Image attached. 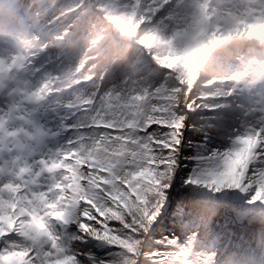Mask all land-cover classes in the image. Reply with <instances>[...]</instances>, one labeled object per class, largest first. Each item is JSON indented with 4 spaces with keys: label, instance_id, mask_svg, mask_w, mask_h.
Here are the masks:
<instances>
[{
    "label": "snow or ice",
    "instance_id": "6c2138e0",
    "mask_svg": "<svg viewBox=\"0 0 264 264\" xmlns=\"http://www.w3.org/2000/svg\"><path fill=\"white\" fill-rule=\"evenodd\" d=\"M112 2L125 22L108 14L110 0H24L8 5L20 8L14 23L0 19V264H218L215 240L201 238L213 217L264 214V57L194 88L193 75L140 45L156 75L146 83L122 49L106 48L146 0ZM54 9L64 26L52 33L41 20ZM78 84L86 96L50 99ZM185 169L189 201L176 210L189 224L166 236Z\"/></svg>",
    "mask_w": 264,
    "mask_h": 264
},
{
    "label": "rangeland",
    "instance_id": "374dc122",
    "mask_svg": "<svg viewBox=\"0 0 264 264\" xmlns=\"http://www.w3.org/2000/svg\"><path fill=\"white\" fill-rule=\"evenodd\" d=\"M57 2L63 0H53V3ZM23 3L24 0H0V19L6 24L14 23L20 8L16 7L10 12L8 5ZM146 3L147 7L141 8L137 4L128 10L127 15L131 24L127 35H119L115 28L107 32L108 52H115L117 48L122 49L121 63L128 64V71L135 79L147 83L156 78L155 74H150L139 62L140 45L145 46L148 55H155L158 62L172 67L174 73L193 75L194 88L200 81L210 78L219 80L229 75L241 58L259 61L264 57V0H146ZM58 14V10L54 9L44 15L41 24L45 31L55 33L63 27L55 19ZM108 14L114 20L125 22V15L117 10L112 0L108 6ZM88 22L100 23L95 16H89ZM141 29L144 31L141 32ZM137 39L140 41L139 44L134 42ZM79 42L80 45L83 43ZM76 50L74 46L69 49L72 52ZM78 62L79 55L73 54L65 63L68 66H75ZM259 67V63H250L249 74H255ZM90 90L89 84H78L50 99L69 100L76 95L86 96ZM186 175L187 169L181 172L175 181V187L171 190L173 207L167 219V228L161 229L166 236L170 235L173 229L182 231L189 224L188 219L178 217L176 210L182 202L188 204L189 201V192L185 190L183 184ZM225 213L231 215L230 211ZM225 213L218 212L208 229H202V242L211 247V241L215 240V259L218 264H258L254 253L264 252L263 240L257 242L253 254L243 255V259L240 258L239 248L237 253L232 251L233 253L224 255L221 252L222 244L227 243L229 239L223 237L222 229L216 228L219 224L222 225L223 220L228 225ZM160 238L154 237L156 240ZM95 244L93 242L89 245L94 252L97 251ZM157 247L160 251L164 250L162 246Z\"/></svg>",
    "mask_w": 264,
    "mask_h": 264
},
{
    "label": "bare ground",
    "instance_id": "6f19581e",
    "mask_svg": "<svg viewBox=\"0 0 264 264\" xmlns=\"http://www.w3.org/2000/svg\"><path fill=\"white\" fill-rule=\"evenodd\" d=\"M79 43L80 42L78 41V44L74 46V48H77V46L80 45ZM185 190L187 191L186 187ZM246 207H255V206H246ZM221 211L222 213L223 212L225 213L227 211H230L231 213V215L225 213L228 225L223 220L222 225L219 224L218 227L216 228L217 230L222 229L223 237L229 239L227 243L222 244L223 249L221 252L224 253V255L232 251L233 252L235 251V253H237V250L239 248V250H241L240 258L243 259V255H246L248 253H252V254L254 253V251L256 250L255 245L257 244L258 241L262 242L263 240V244H264V214H262L259 211H249L246 212L244 215H237V213L231 209H223ZM228 226H230V228ZM231 226L233 227L231 228ZM239 244L242 245L240 246ZM254 255L256 256L255 260L259 262L258 264H264V252H262L261 254L258 251L257 253H254ZM253 264H257V263H253Z\"/></svg>",
    "mask_w": 264,
    "mask_h": 264
}]
</instances>
